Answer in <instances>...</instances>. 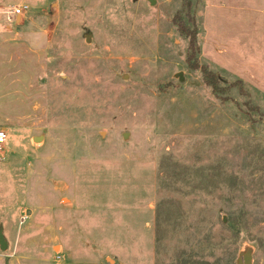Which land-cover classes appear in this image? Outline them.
<instances>
[{"label": "rangeland", "instance_id": "374dc122", "mask_svg": "<svg viewBox=\"0 0 264 264\" xmlns=\"http://www.w3.org/2000/svg\"><path fill=\"white\" fill-rule=\"evenodd\" d=\"M3 27L2 264H264V0H9Z\"/></svg>", "mask_w": 264, "mask_h": 264}, {"label": "trees", "instance_id": "16d2710c", "mask_svg": "<svg viewBox=\"0 0 264 264\" xmlns=\"http://www.w3.org/2000/svg\"><path fill=\"white\" fill-rule=\"evenodd\" d=\"M178 17V18H177ZM180 15L176 16L175 21L179 27V30L182 35L186 36L189 39V51L190 58L195 59L198 53V42H197V32L188 31L184 24L180 22ZM205 82L212 87V89L218 94H224L226 89H222L219 85L217 76L210 72L207 68H202ZM238 84V83H237Z\"/></svg>", "mask_w": 264, "mask_h": 264}, {"label": "crops", "instance_id": "0c3cea01", "mask_svg": "<svg viewBox=\"0 0 264 264\" xmlns=\"http://www.w3.org/2000/svg\"><path fill=\"white\" fill-rule=\"evenodd\" d=\"M10 1H12V0H10ZM9 2V0H0V6H1V8H3V10H5V8H6V3H8ZM24 2V1H23ZM21 5H28L27 3H17V5H13V8L14 7H17V6H21ZM29 6V5H28ZM30 7V6H29ZM30 10H31V8H30ZM30 12V11H29ZM8 13V12H7ZM28 13V12H27ZM26 13V14H27ZM26 14L24 15V16H22V17H15L14 19V22H16V24H18V23H22V22H24V18H26L25 16H26ZM9 17L11 18V16H9V15H7V17H6V19H5V16H4V18H2L1 19V21H3V24L5 25V22L7 21V19L9 20ZM11 20H13V18H11ZM12 22V21H11ZM6 26V25H5ZM4 26V27H5ZM4 27H3V30H2V32L0 33V45H1V43L5 40V38H6V34H5V31H4ZM4 124V121H3V118H2V116H1V119H0V128H3V129H6L5 127H2V125ZM7 130V129H6ZM7 132H8V130H7ZM5 237V236H4ZM1 249V248H0ZM2 258L0 257V264H2V260H1Z\"/></svg>", "mask_w": 264, "mask_h": 264}, {"label": "built area", "instance_id": "2783aa9c", "mask_svg": "<svg viewBox=\"0 0 264 264\" xmlns=\"http://www.w3.org/2000/svg\"><path fill=\"white\" fill-rule=\"evenodd\" d=\"M29 11H30V7L28 5H21L14 7L11 11L8 12V15H13L15 17H22ZM9 20H11L10 17ZM7 140H8L7 130L0 128V147L6 144Z\"/></svg>", "mask_w": 264, "mask_h": 264}, {"label": "water", "instance_id": "95a60500", "mask_svg": "<svg viewBox=\"0 0 264 264\" xmlns=\"http://www.w3.org/2000/svg\"><path fill=\"white\" fill-rule=\"evenodd\" d=\"M148 1H150L151 4L155 3V0H148ZM125 137H126V135H125ZM41 139H42L41 137L35 138L36 141L41 140ZM7 247H8V243L4 237V234H3V232H0V248L2 250H6ZM238 264H253L252 254L251 253L245 254L242 259L238 260Z\"/></svg>", "mask_w": 264, "mask_h": 264}]
</instances>
